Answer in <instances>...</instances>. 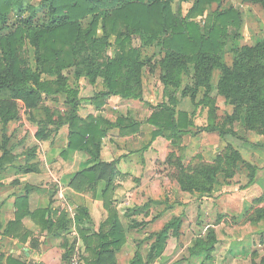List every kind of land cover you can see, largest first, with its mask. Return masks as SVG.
<instances>
[{
    "label": "crops",
    "instance_id": "crops-1",
    "mask_svg": "<svg viewBox=\"0 0 264 264\" xmlns=\"http://www.w3.org/2000/svg\"><path fill=\"white\" fill-rule=\"evenodd\" d=\"M79 80L78 116L98 122L103 131L97 157L92 144L88 150L68 149L69 124L53 129L46 116L27 128L32 145H23L17 153L5 145L13 160L0 170V264H69L75 253L80 264H91L97 247L103 244L98 235L108 232L112 215L125 241L116 248L109 245L110 239L105 240L108 249L100 264H131L137 254L140 264H218L222 253L231 263L255 249L254 235L264 231L263 221L249 226L242 222L264 206L255 203L264 193V177L259 173L263 169L243 191L234 188L233 180L222 178L207 194L181 188L184 174H191L196 165L212 163L223 152L216 133L198 132L207 117L204 111L196 112L190 97L178 92L177 108L190 116L195 111L194 127L189 128L195 134L185 133L172 142L163 136L152 137L157 128L145 122L157 104L156 93L150 95L144 87L142 100L117 95L97 100L101 84ZM62 105L61 117L66 110ZM21 106L24 110L23 103ZM59 115H50V119L57 120ZM122 118L125 121L119 124ZM18 120L19 116L6 126L15 127ZM44 121L49 135L37 139ZM6 126L0 123V157ZM24 134L26 131L16 136L23 138ZM99 162L113 163L117 174L110 177L108 169L98 172L95 166ZM173 220L176 223L170 225ZM168 225L163 250L148 263V248L155 243L156 233ZM225 226V238L220 240L216 232ZM210 233L215 236L212 251L192 250L198 239ZM220 242L225 246L218 251ZM140 248L146 253H139Z\"/></svg>",
    "mask_w": 264,
    "mask_h": 264
},
{
    "label": "trees",
    "instance_id": "trees-1",
    "mask_svg": "<svg viewBox=\"0 0 264 264\" xmlns=\"http://www.w3.org/2000/svg\"><path fill=\"white\" fill-rule=\"evenodd\" d=\"M28 1L0 0V31L10 30L0 35V123L3 127L18 116L16 101H21L25 109L31 111L44 96H63L64 116L57 112L59 119L52 121V114L46 115L49 123L53 129L69 124L67 148L88 150L92 144L96 158L103 131L98 122L95 124L78 116L80 100L76 82L80 78L91 84L100 82L102 89L95 94L97 100L111 95L142 100L141 70L153 61L160 72L164 100L152 106V113L145 119L157 128L152 137L163 136L175 142L191 132L189 128L194 127L195 111L191 116L180 111L177 94L181 92L182 96L190 97L193 103L199 89L203 88L201 103L209 102L215 71H218L215 88L217 95L223 98L225 116L218 119L217 108L213 105L206 125L198 127V132L216 133L220 138L238 137L234 125L241 115L247 124L260 119L264 128V38L253 45L232 46L230 63L222 60L228 38L235 40L239 36L243 24L239 9L221 7L222 0H43L40 10ZM249 1L264 8V0ZM175 2H178L176 9ZM181 3H190L185 13ZM214 3L217 7L208 11ZM26 11L29 14L24 16ZM43 11L46 19L35 21L37 14ZM10 15H15L16 22L10 24ZM110 36L114 37L120 52L107 58ZM132 36L142 41L144 48H156L157 52L150 56L148 50L132 47ZM26 45L34 48V65L28 61ZM67 67L73 68L74 84L68 83L63 76L62 71ZM186 77L190 82L184 85ZM123 121L125 118L120 119L119 124ZM41 123L35 135L37 139L49 135L45 132V121ZM3 136L0 170L13 160L10 152L5 150L7 140ZM252 146L264 148V144L253 143ZM237 158L241 159L240 153L232 149L229 154L222 152L210 164L194 166L191 174L180 178L181 188L210 193L219 172L224 173L225 179L233 176ZM245 164L251 169L249 184L257 169ZM114 167L113 163L100 162L95 166L101 173L108 169L110 177L117 174ZM85 173L89 174V171ZM255 203L264 204V193ZM263 209L264 206L255 209L253 223L264 222ZM109 222L108 232L98 235L103 244L97 247L91 264H100L103 260L102 254L108 249L105 240L110 239L109 245L116 248L125 241L116 216L112 215ZM175 223L173 220L170 225ZM169 227L156 233V241L146 253L148 263L163 250ZM214 240L212 233L207 234L194 243L192 250L203 249L209 253L213 250ZM140 259L137 254L131 264H140Z\"/></svg>",
    "mask_w": 264,
    "mask_h": 264
},
{
    "label": "rangeland",
    "instance_id": "rangeland-1",
    "mask_svg": "<svg viewBox=\"0 0 264 264\" xmlns=\"http://www.w3.org/2000/svg\"><path fill=\"white\" fill-rule=\"evenodd\" d=\"M43 0H29V4L33 7H36L41 10ZM174 8L176 9L178 6V2H175L173 4ZM190 3H181L182 11L185 13L186 10L189 8ZM221 7H229L232 6L234 8L239 9L243 14V24L241 27V32L239 37L236 40H232L228 38L224 53L222 55V60L225 63H230L231 61V52L230 49L232 46H241V45H253L255 42L260 41L264 38V8L259 4H254L249 0H222ZM217 7V4H212L208 11L213 10ZM29 14L28 11L24 13V16H27ZM46 19V15L43 12H40L37 14V17L35 18V21L40 22L42 20ZM9 22L14 23L16 22L15 15H10ZM10 32L9 29H5L0 31V35H4L6 33ZM130 44L132 47L140 48L148 50V55H152V53L155 51L157 52V49L153 48H144L142 45V41H140L136 36H132L130 38ZM110 45L107 47L106 50V56L107 58H111L113 56H116L119 54V48L114 44V37L109 38ZM27 51V58L30 64L34 65V48L26 45L25 47ZM155 58H158V56H155ZM153 61L149 65H144L141 70V81L143 80L145 85L142 87V89H145L149 92L150 95L153 92L157 94L156 102L159 103L164 97V95L161 96L162 91V84L159 81V69L157 67V64H152ZM153 66H155L153 68ZM63 76L67 79V82L70 84H74L73 81V68L67 67L63 71ZM218 78V71H215L213 74V81H216ZM87 81V79H85ZM155 80V81H154ZM80 81V80H79ZM190 82L189 78H185L183 84L186 85ZM98 85L100 82H97ZM213 88L211 89V92L209 93L210 101L206 103H201L203 99V88H200L195 99H194V106L197 111H204L206 114V117L210 111V108L214 105L217 108L218 113V119L224 118L225 116V105L223 98L219 95H217V91L215 88L216 82H213ZM82 94H84V91H81ZM45 99H43L39 105L36 107V109H33L31 111H28L26 109L23 110L22 108V102L19 103L16 101L15 110L17 112V115L19 116L18 123L15 125V127H11V124L7 125V131H6V140H7V146L9 148H12V151L16 152L22 147L23 145H32L33 137L31 136L28 127L32 129V126L30 123H34L38 119H42V117L48 116L49 114L56 115L57 112H60V107L63 108L64 106L62 103H64V97L63 96H56V97H47L44 96ZM60 102V103H58ZM47 103H50L47 105ZM59 107L58 109L56 107ZM25 120V123L22 124V120ZM19 122L21 124H19ZM26 125V127L24 126ZM203 127V126H201ZM234 129L238 135V137H232L230 135L225 136L224 138H220L221 142L223 144V152L226 151L227 154L231 153V150L238 151L240 153L241 159L237 158L235 160V169L233 172V176L227 179H230L233 183L234 188H237L240 191L246 190L250 185L248 184L249 181V173L251 172V169L247 167L245 163H248L251 165V167H254L257 169L256 174L259 170H262L263 172H259L260 176L264 177V148L259 147L255 148L252 146L253 143L258 144H264V128L261 123L260 119L253 120L250 122V124H247L244 120V115L240 116L239 121L234 125ZM26 131V134H24L23 138H20L21 136H16L18 132ZM200 132V131H199ZM10 134V137L8 136ZM16 139H15V136ZM1 141V137H0ZM3 141V138H2ZM32 142V144H31ZM3 144V142H2ZM31 147V146H30ZM29 149V146L26 148ZM25 149V150H26ZM17 153V152H16ZM17 155V154H16ZM18 156V155H17ZM16 156V157H17ZM224 173H218V178H222L224 181ZM257 205V203H256ZM264 205V204H263ZM263 207V206H262ZM257 209V208H256ZM254 208L252 209V211ZM264 211V209H263ZM251 213V212H250ZM249 213V214H250ZM255 211L252 212L249 217L246 215L245 220H243L242 224L250 225L254 221L255 217ZM248 217V219H247ZM255 224V223H254ZM264 225V222H263ZM225 227L222 229L219 228L216 232L218 239H224L225 238ZM259 232L254 235V246L255 249L252 248V250L247 251L246 256L243 258L241 257L239 260L233 261L230 263V261L226 260V257H224V253L219 255L218 258V264H225V261L227 264H264V231L258 230ZM262 232V233H261ZM257 245H260V247H257ZM224 242H220L218 251L223 247L224 249ZM222 249V250H223ZM139 253L142 254L146 253V249L140 248Z\"/></svg>",
    "mask_w": 264,
    "mask_h": 264
},
{
    "label": "built area",
    "instance_id": "built-area-1",
    "mask_svg": "<svg viewBox=\"0 0 264 264\" xmlns=\"http://www.w3.org/2000/svg\"><path fill=\"white\" fill-rule=\"evenodd\" d=\"M69 264H80V262H79V254L78 253H75L71 257Z\"/></svg>",
    "mask_w": 264,
    "mask_h": 264
}]
</instances>
